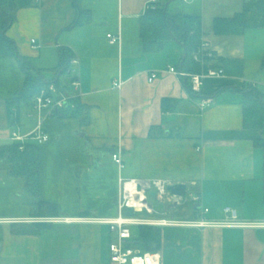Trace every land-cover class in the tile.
<instances>
[{"label": "crops", "instance_id": "1", "mask_svg": "<svg viewBox=\"0 0 264 264\" xmlns=\"http://www.w3.org/2000/svg\"><path fill=\"white\" fill-rule=\"evenodd\" d=\"M151 2L35 0L6 30L31 72L46 83L60 78V88L79 94L87 115L45 117L50 139L40 145L39 195L0 170V264H114L115 233L109 224L84 218L116 217L122 181L132 178L186 183L188 194L200 195L197 203H178V197L161 202L151 189L154 213H138L146 218L197 219L202 206L209 208L206 219L223 221L229 206L241 222L264 221V156L257 144L264 132L245 126L243 105L244 89L252 86L264 96V25L215 32V20L234 17L244 0H157L170 2L171 13L202 17L211 64L224 68L222 76L203 79L196 93L188 78L169 71L182 70L183 45L169 40L159 51L144 48L141 20ZM61 47L79 60L74 73H62ZM74 77L81 81L78 90L71 86ZM25 82L20 58L1 56L0 148L14 143L13 132L27 135L38 127L27 105L19 125L10 123L8 102ZM204 99L209 104L201 110ZM118 151L124 168L112 158ZM42 202L55 204L58 213H36ZM35 224H43L38 233L13 231ZM158 227L161 247L150 252L160 253V264H264V228Z\"/></svg>", "mask_w": 264, "mask_h": 264}, {"label": "trees", "instance_id": "2", "mask_svg": "<svg viewBox=\"0 0 264 264\" xmlns=\"http://www.w3.org/2000/svg\"><path fill=\"white\" fill-rule=\"evenodd\" d=\"M35 0H0V57L17 56L26 72V82L21 93L9 100V117L12 126L16 127L20 123V108L22 105L32 107L35 96L41 88L49 83L42 80V77L34 74L32 65L28 58L20 56L14 41L6 34V30L16 21L17 11L24 7H29ZM165 3L158 2L154 8H147L141 20V36L144 48L147 51H159L165 42L176 40L187 49V54L183 58L182 71L200 72L202 65L194 60L193 53L200 49L204 41L203 20L200 15L187 13L166 12ZM264 25V0H244L243 10L232 18H217L215 20L216 33H240L251 26ZM5 32V33H3ZM61 70L66 73L70 68V60L74 54L68 47H61ZM214 59V58H213ZM212 59V60H213ZM212 60H209L211 66ZM51 83V82H50ZM60 86V78L54 82ZM245 126L261 128L264 132V96L252 86L243 91ZM86 107L81 104L79 97H74L62 109L56 111L54 115L79 116L87 115ZM263 148L264 156V136L257 141ZM40 144L30 141L25 142L21 148L20 142H14L0 148V170L7 173L12 178L24 180L25 188L31 195H39L41 191L40 181ZM264 180V177H263ZM37 211L39 215H56L57 207L53 203L42 202ZM43 224L37 226H16L15 233H38ZM129 247L138 248L141 251H157L161 247V229L158 226L139 225L136 237L131 241Z\"/></svg>", "mask_w": 264, "mask_h": 264}, {"label": "built area", "instance_id": "3", "mask_svg": "<svg viewBox=\"0 0 264 264\" xmlns=\"http://www.w3.org/2000/svg\"><path fill=\"white\" fill-rule=\"evenodd\" d=\"M40 1V0H39ZM157 0H152L149 6L155 7ZM112 43L117 42L118 38L113 34H108ZM35 42V40H33ZM193 58L202 65L200 72H188L177 69L175 66L169 68L173 72L184 78H188L191 82V90L200 93L202 90V82L208 76H222L224 74L223 67H213L210 61L214 58V52L210 49L209 43L205 40L199 50L193 53ZM79 60L73 57L70 60L69 72L74 73L75 68L78 66ZM157 78V73L154 72L149 77L152 82ZM123 82L120 80L116 82L117 87H121ZM71 86L76 90L80 89L81 81L78 77H74L71 81ZM78 93L72 94L66 89L58 87L54 83H49L41 88L40 92L35 96L34 104L32 106V114L38 121V127L27 135H21L18 132L12 133L14 142H20L21 148L26 142V139H34L38 144H45L50 135L44 131L43 124L46 116H53L54 113L64 106H66L72 98L78 97ZM209 100L204 99L200 104V109L204 110ZM114 162L120 167H125V162L122 158L121 152H114L112 154ZM169 183L164 180H146L141 178H132L122 181V188L119 197L117 198L118 215L114 218H84L87 221L98 220L99 222L109 224L112 232L115 233V239L110 243L111 261L114 264H160L161 256L158 252L141 251L133 247H129L132 241V227L139 225H152V226H232V227H259L264 228V221H250L241 222L238 220L237 211L232 207H225V219L223 221H215L206 219L205 215L209 212V208L201 206V217L190 220H169V219H150L138 216V213L147 212L154 213L153 206L148 201V192L151 189L156 190V196L159 201L166 202L169 199L168 194ZM178 203L190 200L192 202H199V194H188L185 199L179 196ZM127 207H133L137 214L135 216H128L125 214Z\"/></svg>", "mask_w": 264, "mask_h": 264}, {"label": "water", "instance_id": "4", "mask_svg": "<svg viewBox=\"0 0 264 264\" xmlns=\"http://www.w3.org/2000/svg\"><path fill=\"white\" fill-rule=\"evenodd\" d=\"M169 3L170 2H167L165 5V9H164L165 12L167 11V7ZM183 48H184V57H185L187 54V49L184 45ZM182 66H183V61L180 64V68H182ZM167 189L170 200H174L175 196H179L182 199H185L188 191V186L186 183H175V184H169ZM199 207L200 206H198L197 208ZM125 214L128 216H135L137 214V211L133 207H127L125 210Z\"/></svg>", "mask_w": 264, "mask_h": 264}, {"label": "rangeland", "instance_id": "5", "mask_svg": "<svg viewBox=\"0 0 264 264\" xmlns=\"http://www.w3.org/2000/svg\"><path fill=\"white\" fill-rule=\"evenodd\" d=\"M182 4H184L183 3V1H180V5L182 6ZM181 9H183V8H181ZM182 11V10H181ZM191 207V206H190ZM138 216H140V217H142V216H145V217H151V216H149V215H146V214H139ZM153 217V216H152ZM181 218L183 217V218H185V217H187V216H180ZM132 230L134 231V233H136V235H137V232H138V230L136 229V227L135 226H133L132 227Z\"/></svg>", "mask_w": 264, "mask_h": 264}]
</instances>
